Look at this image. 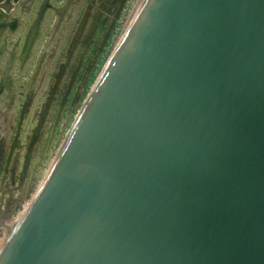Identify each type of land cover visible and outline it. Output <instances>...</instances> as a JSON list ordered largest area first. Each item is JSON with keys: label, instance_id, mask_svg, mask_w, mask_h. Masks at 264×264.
<instances>
[{"label": "water", "instance_id": "water-1", "mask_svg": "<svg viewBox=\"0 0 264 264\" xmlns=\"http://www.w3.org/2000/svg\"><path fill=\"white\" fill-rule=\"evenodd\" d=\"M0 264H264V0H139Z\"/></svg>", "mask_w": 264, "mask_h": 264}, {"label": "rangeland", "instance_id": "rangeland-1", "mask_svg": "<svg viewBox=\"0 0 264 264\" xmlns=\"http://www.w3.org/2000/svg\"><path fill=\"white\" fill-rule=\"evenodd\" d=\"M124 1L0 0V233L31 206L137 0Z\"/></svg>", "mask_w": 264, "mask_h": 264}, {"label": "bare ground", "instance_id": "bare-ground-1", "mask_svg": "<svg viewBox=\"0 0 264 264\" xmlns=\"http://www.w3.org/2000/svg\"><path fill=\"white\" fill-rule=\"evenodd\" d=\"M138 2H139V0L136 1V3L134 4V6L132 8V11L130 12V14L126 18V22H125L124 28L128 24V22L131 19V17L133 16V14H134V12L136 10V7L138 6ZM0 145H1V142H0ZM9 230L6 233H3L4 235L0 236V260L3 257L4 253L6 252V250L8 249L9 245L11 244V242H12V240H13L15 234H16V232H12L11 233Z\"/></svg>", "mask_w": 264, "mask_h": 264}, {"label": "trees", "instance_id": "trees-1", "mask_svg": "<svg viewBox=\"0 0 264 264\" xmlns=\"http://www.w3.org/2000/svg\"><path fill=\"white\" fill-rule=\"evenodd\" d=\"M123 1H124V0H123ZM124 2H126V0H125ZM119 13H120V12H119ZM113 33H114V29L111 30V31H109L108 39L111 38V36L113 35ZM96 69H97V68H95V70H96ZM94 78H95V71L93 70V71L91 72V76H90V83L94 80Z\"/></svg>", "mask_w": 264, "mask_h": 264}, {"label": "flooded vegetation", "instance_id": "flooded-vegetation-1", "mask_svg": "<svg viewBox=\"0 0 264 264\" xmlns=\"http://www.w3.org/2000/svg\"><path fill=\"white\" fill-rule=\"evenodd\" d=\"M8 224L9 222H7L5 225L2 226L0 236L4 235L3 233H6L10 229V227L7 228Z\"/></svg>", "mask_w": 264, "mask_h": 264}]
</instances>
